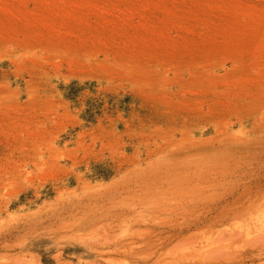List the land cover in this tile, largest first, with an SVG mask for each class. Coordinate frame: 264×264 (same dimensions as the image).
I'll use <instances>...</instances> for the list:
<instances>
[{"label": "rangeland", "instance_id": "obj_1", "mask_svg": "<svg viewBox=\"0 0 264 264\" xmlns=\"http://www.w3.org/2000/svg\"><path fill=\"white\" fill-rule=\"evenodd\" d=\"M263 235L264 0H0V264H264Z\"/></svg>", "mask_w": 264, "mask_h": 264}, {"label": "bare ground", "instance_id": "obj_2", "mask_svg": "<svg viewBox=\"0 0 264 264\" xmlns=\"http://www.w3.org/2000/svg\"><path fill=\"white\" fill-rule=\"evenodd\" d=\"M179 232H178V235L179 234H182L183 233V231H184V228H182V229H180V230H178ZM259 232V231H258ZM258 234V233H257ZM174 235H176V234H172V236H174ZM257 236V235H256ZM264 236V235H263ZM262 237V236H261ZM255 239V238H254ZM257 242H260V240L259 241H257ZM253 245H254V243H253ZM261 245H262V243H261ZM252 246V245H251ZM263 246V245H262ZM254 248V247H253ZM262 256H264V251H261V250H253V251H249V252H247L246 254H244L242 257H241V260H247V259H250V260H254V259H256V258H260V257H262Z\"/></svg>", "mask_w": 264, "mask_h": 264}]
</instances>
